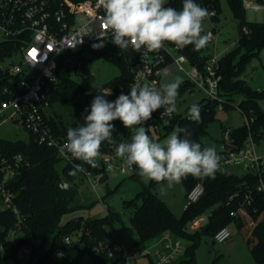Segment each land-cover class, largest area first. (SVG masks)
Wrapping results in <instances>:
<instances>
[{
	"label": "trees",
	"instance_id": "1",
	"mask_svg": "<svg viewBox=\"0 0 264 264\" xmlns=\"http://www.w3.org/2000/svg\"><path fill=\"white\" fill-rule=\"evenodd\" d=\"M238 24L242 27L243 37L238 39L236 47L220 59L221 75L220 96L225 100L226 109L235 102L237 96H242L238 105L243 115L253 118L254 122L248 129L247 124L239 128H232V138L238 147H243L250 136L255 142L264 139V112L259 105L264 98V91L252 89L247 82L240 79L241 72L245 64L264 48V21L251 22L247 20L246 10L242 0H227ZM263 3L264 0H257ZM201 7L204 4L211 3L217 11L214 18L215 24L220 20L222 7L220 0H195ZM183 2H176L175 8L180 10ZM247 32H245V30ZM14 45H5L3 51L13 50ZM2 49V48H1ZM0 49V58L6 57ZM87 50L93 58H103L104 60L116 64L121 74L107 87L113 89V95L106 96L109 101H114L122 92H130V83L132 70L135 67L137 54L134 49L120 50L109 44L94 48L92 44L84 46L82 51L75 54V61L83 58V51ZM191 63H201L203 61V49L194 51L193 46L189 45L182 48ZM69 63L63 60L59 62L57 69V82L49 84L46 88V100L49 106L53 103L63 101L71 104L74 108V121L71 124H65L58 117L46 115V122L52 129L54 136L61 142H65L66 133L69 127H76L84 123L83 117L90 111L92 99L98 94V90L90 92L79 86L71 76ZM11 77L1 79L0 88L11 84ZM106 87V88H107ZM99 89L105 92V89ZM191 89V85L182 84L179 91ZM81 96L83 102L76 101L75 98ZM1 101V99H0ZM201 109L202 122L191 121L187 116L179 115L175 112L174 120L169 127H163L160 124L157 113L143 126L153 140L159 141L154 136V130L159 132L160 128L170 131L177 127L187 128L191 133V139L201 143V137L207 133L208 125L214 120L218 109V103L208 100L205 104L199 105ZM115 131L114 139L117 143L130 142L135 128H125L119 120L113 122ZM138 127V126H137ZM225 129V128H224ZM223 129V130H224ZM202 145V143H201ZM114 145L107 142L101 145V153L108 152ZM202 147H204L202 145ZM0 157L11 158L21 154L28 162L10 183L11 190L15 193V203L20 210L23 223L18 232L22 233L17 248H10V231L17 224L16 216L9 210L3 211L2 201L0 199V247L7 251V255H0V263L11 256H16L19 249L25 245H32L33 264H105L107 257L105 254L99 255L95 248L100 242L105 241L106 246L111 248L113 244L105 240L108 236V228L112 227L115 213H110L105 218L85 219L75 217L66 223H62L63 217L74 209L72 202L62 192L58 186L60 180H67L75 183V175L70 172L74 170V164H83L74 158L73 164L66 163L61 171L58 166L64 160L58 150L47 145L39 144L35 137L30 134L27 141L0 140ZM219 155L220 153L217 152ZM87 171L98 173V167L92 168L86 164L83 165ZM223 171L217 172L215 178L199 179L188 176L182 181L187 193L196 185H201L204 193L200 200L193 204L182 219H178L167 205L154 193L153 187L157 184L150 181L148 185L144 184L143 189L138 193L135 200L128 204H136L137 200H142L140 206L134 211L130 221L137 230L140 241L137 245L148 247L158 241L165 233L170 232L175 239H188L192 243L187 247L182 255L174 264H197L195 260V250L198 246L201 234H212L213 237L218 231L233 223L239 229L244 227L241 217H233L231 213L237 211L244 202L246 194L252 190L254 202L251 206H246L250 217L258 220L263 216L256 226L247 235V243L253 244L251 253L255 264H264V198L262 194L254 189L258 183V177L253 174L243 176L231 173L227 167L222 166ZM135 173L132 177L139 179L140 176ZM3 176L0 173V184ZM77 186V185H76ZM207 210H211V217L207 226L201 228L196 235L188 232L189 226L195 218L202 216ZM256 210V212H255ZM208 227V229H206ZM72 237V245L65 243L66 237ZM38 244V246L35 245ZM82 247L80 248V246ZM62 252L63 257H58L57 253Z\"/></svg>",
	"mask_w": 264,
	"mask_h": 264
},
{
	"label": "built area",
	"instance_id": "2",
	"mask_svg": "<svg viewBox=\"0 0 264 264\" xmlns=\"http://www.w3.org/2000/svg\"><path fill=\"white\" fill-rule=\"evenodd\" d=\"M204 1V0H200ZM176 2L183 0H166V6L174 7ZM245 10L264 13V2L257 0H242ZM211 15L206 21L214 25L211 39L203 48V61L193 64L188 57L174 45L166 44V47L158 52L145 53L143 49L136 52L137 60L132 70L131 83L137 82L138 74H143L142 83L155 84L159 87L162 83L173 80L177 72L185 74L186 81L191 89L203 92L208 100L218 103V109L224 108L225 100L220 96L221 75L220 59L217 53L218 31L214 22L217 11L211 3L204 4ZM104 9L101 0H0V81L11 77V84L0 88V126L8 121L21 125L35 140L42 145L56 148L66 163L73 164V159L60 151L64 142L58 140L52 129L46 122L49 102L46 100V88L49 84L57 82V69L60 61L65 63L75 59V54L82 51L87 44L114 45L111 38L102 26ZM247 32L246 29H244ZM13 44V50L3 51L5 45ZM214 45V53L207 50ZM75 46V47H73ZM132 48V47H129ZM133 49V48H132ZM20 59L19 64L4 63L13 57ZM158 110L157 116L163 127H169L175 113L169 117H162ZM246 118V124L250 129L254 119ZM255 141L250 136L243 147H238L232 138V128L227 127L222 131L220 142L221 164L224 167H240L246 174L258 177V183L254 189L264 198V157H259ZM115 147L108 152L101 153L97 162L98 173L90 171L81 172L96 188L100 179L108 175H133L135 166L128 168L121 158L115 154ZM1 154V151H0ZM28 162L21 154L11 158L0 157V173L3 176L0 184L1 209L11 211L17 218L15 228L10 231V236L18 233L23 219L15 203V193L10 188L11 181L19 171L27 166ZM77 165V164H76ZM74 164V166H76ZM109 180V179H108ZM204 193L201 185H196L187 193L185 211L197 203ZM252 190L246 194L244 202L237 211L231 213L233 217H243L248 214L246 206L253 205ZM256 212V210H255ZM208 217L199 216L192 221L191 226L197 230L207 226ZM233 232L230 226L224 227L216 233L214 239L218 243H224L232 238ZM67 245H72L73 238H65ZM108 243V242H107ZM108 248L106 242H100L95 248L99 255L105 254V264H174L184 253L182 239H175L170 232L165 233L158 241L148 247L135 245L131 249L114 242ZM82 245L80 246V248ZM63 257L62 252L57 253ZM89 264V263H85Z\"/></svg>",
	"mask_w": 264,
	"mask_h": 264
},
{
	"label": "clouds",
	"instance_id": "3",
	"mask_svg": "<svg viewBox=\"0 0 264 264\" xmlns=\"http://www.w3.org/2000/svg\"><path fill=\"white\" fill-rule=\"evenodd\" d=\"M101 3L105 13L102 26L120 50L132 47L137 52L143 49L145 53H153L171 44L178 49L192 45L194 51H199L210 42L211 33L204 32L203 22L211 13L195 0H183L180 10L166 6V0H101ZM102 46L93 45L94 48ZM142 79L143 74H138L137 82L129 86L130 92H122L114 101L106 99L110 92L98 89L90 111L85 109L88 114L83 117L84 123L67 129L60 151L83 162L70 174L86 172L84 164L97 168L101 145L107 142L115 146L116 156L126 167L135 166L136 174L145 182H166L171 188L188 176L201 180L215 178L217 172L223 171L222 156L215 147H202L183 127L175 128L159 142L143 126L161 109L162 117L171 118L177 111V96L183 80L175 77L157 87L154 83L140 82ZM188 118L202 122L198 104L190 106ZM116 120L127 129L135 128L130 142L117 143L114 139Z\"/></svg>",
	"mask_w": 264,
	"mask_h": 264
},
{
	"label": "rangeland",
	"instance_id": "4",
	"mask_svg": "<svg viewBox=\"0 0 264 264\" xmlns=\"http://www.w3.org/2000/svg\"><path fill=\"white\" fill-rule=\"evenodd\" d=\"M220 2L222 13L220 14L219 22L215 25L219 34L217 53L220 57H223L236 47L239 33L238 22L228 1L220 0ZM246 17L251 22L264 21L263 12L246 10ZM213 27L214 25L211 21L204 20L203 28L205 33L213 30ZM214 51L215 47L212 45L207 50V53H214ZM19 61L20 59L16 56L6 61L4 66H9L13 62L17 65ZM69 67L72 79L79 86L90 92L106 88L121 74V70L116 64L110 63L103 58H93L87 50L83 51L82 59L72 60L69 63ZM176 77H180L183 80L182 84L187 83L185 74L177 72ZM240 79L247 82L256 91H264V48L245 64ZM112 90L107 87L105 92H110L113 95ZM241 100L242 96H237L232 106L222 110L217 109L214 120L207 127V133L201 137V143L204 147H215L217 152H219L223 129L227 127L239 128L246 124V118L238 108ZM76 101L83 102V98L79 96L75 98ZM207 101V96L201 91L189 88L182 92L179 91L176 112L179 115L188 117V110L192 104L202 105ZM259 105L264 112V98ZM47 115L58 117L65 124H71L74 121V108L67 102L59 101L49 106ZM174 129L167 131L165 128H160L159 132L154 130V136L156 139H160L159 142H163ZM29 138L30 134L16 122L8 121L0 126V140L27 141ZM255 148L258 156L264 157V139L257 141ZM64 165L65 161L59 164V171L62 170ZM228 170L239 176L244 173L240 167H229ZM75 183L78 187L76 198L81 202L63 217L62 223H66L75 217L100 219L107 217L110 213H115L117 217L114 219L112 227L108 228V236L105 240L111 243L112 238L114 242L124 246L126 249H131L139 243V234L130 219L136 208L141 205L142 200L138 199L136 204L133 205L128 204V202L135 200L138 193L143 189V185H148L150 181L145 182L143 178L139 180L131 175L110 176L108 180L110 189L107 190L106 185L101 183H98L95 188L94 184L83 173L78 172ZM153 191L178 219L183 218L186 213L184 205L187 202V190L183 183L174 184L171 188L167 187L166 182L156 184L153 187ZM210 213L211 210H207L202 216L208 217ZM241 218L244 222V227L239 229L235 223L230 225L233 235L227 242H216L212 234L200 235L198 246L195 250L197 264H255L251 253L253 244L249 245L247 243V235L262 220L263 216L255 220L249 214H245ZM188 232L191 235H196L200 231L190 225ZM21 237V232L14 236H9V247L17 248ZM182 241L185 253L192 242L188 239H182ZM35 245L38 246L37 243ZM32 249V245H25L19 249L16 256L4 259L0 264H33L31 262ZM0 255L2 257L7 255V251L2 247H0ZM144 263L146 264V261Z\"/></svg>",
	"mask_w": 264,
	"mask_h": 264
},
{
	"label": "water",
	"instance_id": "5",
	"mask_svg": "<svg viewBox=\"0 0 264 264\" xmlns=\"http://www.w3.org/2000/svg\"><path fill=\"white\" fill-rule=\"evenodd\" d=\"M238 33H239V39L243 37L242 27L240 24L237 26ZM108 179L109 176L105 175L100 179V183L106 185V189L109 190L110 187L108 185ZM59 188L62 190V192L67 196L68 200L73 203V206L76 207L80 204V200L76 198V195L78 193V187L67 181V180H60L58 182ZM208 229V227H206Z\"/></svg>",
	"mask_w": 264,
	"mask_h": 264
},
{
	"label": "crops",
	"instance_id": "6",
	"mask_svg": "<svg viewBox=\"0 0 264 264\" xmlns=\"http://www.w3.org/2000/svg\"><path fill=\"white\" fill-rule=\"evenodd\" d=\"M243 171H244L243 175H245V174H246V172H245V170H243ZM243 175H240V176H243Z\"/></svg>",
	"mask_w": 264,
	"mask_h": 264
}]
</instances>
